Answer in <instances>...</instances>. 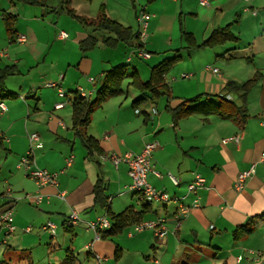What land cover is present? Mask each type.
Wrapping results in <instances>:
<instances>
[{"label":"crops","instance_id":"obj_1","mask_svg":"<svg viewBox=\"0 0 264 264\" xmlns=\"http://www.w3.org/2000/svg\"><path fill=\"white\" fill-rule=\"evenodd\" d=\"M5 1L0 0V69L4 66L15 67L12 78H6L4 86L13 93L15 79L20 94L6 101L0 98L7 108L0 113V213L12 206L15 227L6 236L5 229L0 225V263L9 264L15 256L21 259V264H60L66 250L75 253L73 237L83 231V249L86 250L83 261L89 258L94 264H107L111 257L114 264H143L135 259L139 254H142L145 264H178L180 260L181 264H245L248 260L253 264H264V79L254 85L261 87L260 92L251 96L250 100L246 99L247 118L243 126L228 118L201 113L183 116L174 123L171 112L165 107V98L155 105L147 101L133 106L132 101L139 96H129L121 88L119 95L106 98L93 110L89 123L83 129L84 133L96 140L101 151L100 154L94 151L88 155L72 127L73 97L82 96L81 89L88 94L85 98H92L101 85L104 72L119 62L113 63L114 56L106 55L96 67L98 61L92 58L90 50L82 52L79 48L78 56L68 39L72 34L71 43L79 45L91 34L96 36L97 44L105 45L103 38L110 34L103 30L93 31L91 27L81 29L73 24L67 37L59 38V31L63 30L61 15L54 20L52 14H49L50 17L45 15L46 11L43 13L40 6ZM51 1L46 0L47 7H53ZM137 1L143 2L140 4L149 14L147 33L141 39L142 50L150 54L148 58L152 56L151 52L172 53L170 50L181 48L183 43L180 37H173L174 23L179 20L178 12L188 13L187 10H192V1L195 0ZM229 1L233 4L237 1L244 4L253 2ZM115 2L103 0L96 7L94 16L79 15L94 18L99 14L101 5L105 11V7L108 10ZM60 5L59 12L62 11ZM247 8L244 6L242 11H248ZM3 13L16 15V39L7 34ZM106 14L123 25L127 24L123 14L111 15L108 11ZM251 14L256 15V12L252 10ZM134 15L137 21V11H134ZM183 26L188 29L186 17ZM216 26L221 27L222 23ZM157 33L163 34L166 41L161 42L155 36ZM192 34L198 43V36ZM206 34H201V40ZM20 35L24 36L22 42L17 40ZM56 44H59L58 50L54 49ZM120 45L124 44L118 43L114 49H120ZM126 49L119 50L126 52L122 62H133V56L139 58L136 54L138 49L133 45H126ZM161 58L157 56V60ZM207 67L199 68L195 82L189 84L194 85L195 90L191 95L176 92L174 85L179 82V77L171 78L172 84L165 80L174 96L169 103L171 106L183 98L198 94H209L215 96L209 98L216 100L217 95L226 92L224 86L229 79L217 68V72H213ZM58 88L65 91L64 96L58 95ZM227 95L230 99L236 97L231 93ZM58 102L63 105L55 108ZM159 102L162 105L158 109ZM32 132L39 134L42 143L41 147L32 149L34 164L51 172L61 171L56 177V184H45L39 189L24 168L17 166L20 156L29 149L28 136ZM234 135L239 136L238 141L230 139L222 142L223 138ZM153 140L159 145L152 151L151 166L161 173V177L149 172L147 181L189 206V209L182 218L177 219L173 202L151 205L142 219L162 218L166 233L161 237H157L152 229L129 235L131 224L124 231L105 238L108 241L93 240L94 233L86 228L87 221L106 214L107 210L109 213H119L129 206L136 211L141 209L136 202V194L128 189L131 178L127 165L121 162L115 167L109 156L127 150L137 153L145 142ZM70 156L71 162L66 164ZM252 164L254 173L247 178L244 187L236 191L233 183L237 174ZM168 172L179 179L177 185L168 178ZM195 173L204 178V185L196 193L188 192L187 185ZM98 177L103 181L107 210L94 203L93 186ZM7 189L11 190L10 198L4 196ZM61 192L63 198L59 196ZM36 194L41 196L39 203L35 202ZM195 197L198 198L197 206L192 205ZM71 210L77 211L79 220L73 226L66 227L64 221ZM48 220L56 225L54 235L41 228ZM249 220L253 222V228L234 237V229ZM25 227L30 229L24 231ZM87 244H91V248ZM116 247L120 252L118 257L115 256ZM128 250L132 258L122 262V255ZM249 250L260 251L261 255L256 259ZM93 253L105 259L97 262ZM75 255L77 264L79 255ZM238 255L243 256L240 262L236 261Z\"/></svg>","mask_w":264,"mask_h":264},{"label":"rangeland","instance_id":"obj_2","mask_svg":"<svg viewBox=\"0 0 264 264\" xmlns=\"http://www.w3.org/2000/svg\"><path fill=\"white\" fill-rule=\"evenodd\" d=\"M102 1L103 0H92L88 2L87 0H70L71 2L70 6L76 14L94 16L96 7L99 5V3L101 4ZM115 1L116 2L113 4V6L110 5L108 7V10L107 7H105V13L108 11L110 14L111 13H116L119 15L123 14L124 19H126L125 21H127L125 22L127 23L125 25L130 26L131 30L133 31L139 29L138 22L135 19L134 11L135 12L137 11V14H139V12L142 10L147 12L144 9L145 6L143 7L142 6L143 4H140L143 2H138L137 0H115ZM4 2L6 1L4 0ZM51 3L52 6L56 9V11L49 12L45 15L52 14L54 20L61 15V21L62 24L64 25V26L62 25V28L66 33H69L70 29H73V24L77 25L81 29L86 27L82 25L78 20L71 18L70 15H68L62 8L61 9L64 12L62 11L59 12L58 7L61 3V0H52ZM192 4H193V8L192 10H187L188 13H184V12L177 13V17H179V20L177 19V23L176 22L174 23L175 32H176V33L174 32V34L176 35L173 34L174 38L176 36H179L181 39L180 42L183 43L184 45L187 44V41L184 39V36L182 35V31L191 32V33L193 32L198 36L199 38L198 43H200L202 42L201 40L202 33L207 32L205 36L207 37L211 32L213 25L214 27H217L216 26L217 24L222 23V26L229 24V31L234 37H237V41L226 40L224 43L218 44L214 48L206 47L190 52L187 51L183 53L180 52L181 53L180 60L176 61L164 74L165 80L168 83H170L171 81V84L173 83L172 80H170L171 78H175L176 76L179 77L178 79L179 82L174 85L176 92L179 91L181 93H186L187 95H191L190 93H194L195 91L193 89L194 85H189V84L195 82L194 78L196 77V74H198L199 68L203 69L206 66H209L211 68H217L219 72L224 75V77L233 80L238 84L245 82L248 78L253 76H258L259 80L257 82H260L262 79H264V51H262L264 50V0H253V2L250 1L249 3H245V4L243 2L240 3L238 1L233 4L229 0H209V5H201L199 4V0H195L192 1ZM244 6L249 7L247 8L248 11L245 12L242 11ZM49 8L51 7L48 6V9ZM15 10L17 11L16 8ZM252 10L256 12V15L251 14ZM11 11L15 12L14 9L12 8ZM185 17L187 18L186 27H188V29H185V26H183ZM65 18L67 23L64 22ZM155 36L159 37L161 39V42L166 41L167 39L161 33L159 34L157 33L155 34ZM181 36L183 37V39ZM238 36L240 37L239 39ZM68 40L70 42V45L76 48V51L78 52V56H80L79 45L77 43H71V41H73L72 34H70V38ZM120 46H122L119 47L120 49H114L115 47L109 46L107 44L100 45L97 44L96 42L94 49L89 51L92 58L94 60L97 59L98 61L96 63V67L98 66V64L101 63L102 59L104 60V57L106 55L109 56L113 55L114 58L112 61L115 64L118 62L126 64L122 62L123 60H125L126 52L124 53L120 52L121 49L127 51L126 44ZM58 48H59V44L54 45L55 50H58ZM160 52H156V51L151 52L152 56L150 58H141V57L137 58L134 56L131 57V60L133 59V62L126 64L127 72L130 74L133 71L135 75H137L141 80L143 81L146 80L149 76V68H150L149 66L155 65L156 63H158V61H161L164 58H170L173 55V53H160ZM159 55L162 56L161 60L160 59L157 60V56ZM188 55L190 57H188ZM182 74H188V76L182 77ZM10 78H12V76H9L7 80H10ZM131 81H132L131 76L124 77L121 84V88L124 90L125 93H128L129 96H134V97L142 96L143 93H141L136 88H134L133 85L131 84ZM12 87H15L14 88L15 90L13 91L14 96L19 95L20 93L15 79H13ZM260 89L261 87H255V86L250 87L247 92L248 94L246 93L248 97L247 100H250V98H252L254 94L260 92ZM236 92L238 94L240 90ZM234 94L236 93L235 92L231 93V95ZM228 97L229 95H226V98ZM233 97H234L233 99H236L235 96ZM2 99L3 101L9 100L6 97H3ZM235 101L238 104L240 103L241 99H239L238 97V100L236 99ZM161 105L162 102H159L158 109L161 108ZM156 204H157L156 202L152 201L150 203V206L151 205L156 206ZM124 229L122 231H124ZM105 240L108 241V239ZM84 242H85V238L83 236V231L77 232V236L73 237V241H72V248L74 249L75 253L79 255V261L77 264H94V262L89 258L83 261V259L86 256V250L83 249ZM41 254H44V252H41ZM99 256L101 258L104 257L102 255ZM131 258H132V253L130 252V250H128L127 253L125 252L124 255H122L121 260L122 262H125L131 260ZM135 259L141 260L143 264H145L146 262L143 259L142 254L136 255ZM20 261L21 259L15 258L14 256V261L10 262L9 264H21ZM180 262L181 260L179 261L178 264H181ZM103 264L106 263L104 262ZM107 264H114V258L111 257V259L108 261Z\"/></svg>","mask_w":264,"mask_h":264},{"label":"trees","instance_id":"obj_3","mask_svg":"<svg viewBox=\"0 0 264 264\" xmlns=\"http://www.w3.org/2000/svg\"><path fill=\"white\" fill-rule=\"evenodd\" d=\"M10 3H22L27 5H35L43 8V13L54 12L55 8L47 7L46 0H8ZM153 1V0H148ZM70 0H61V8L70 15L71 18L78 20L82 25L91 27L92 30L107 31L110 36L103 38V43L114 47L118 43L126 45H133L135 49L142 50L143 42L139 29L136 31L131 30L130 26L123 25L119 21L110 18L104 11V6L101 5L99 14L94 18L84 17L76 14L74 10L69 6ZM3 23L7 34L10 37L16 39L17 34L14 29L16 22V15L10 13L2 14ZM181 22V21H180ZM181 26V25H180ZM184 39L187 44H184L181 48L172 50V57L164 58L157 64L150 66L149 76L146 80H141L135 73L127 72L125 64L119 63L111 66L104 72L101 85L97 88L95 95L92 98H85L84 96L74 95L71 109V122L72 127L75 129V134L80 139V142L85 146L88 151V155L94 151L101 153L97 142L91 136L83 132V129L89 123L90 115L93 110L101 104L106 98L110 96L119 95L122 92L121 84L124 77L131 76V84L138 91L143 93L142 96L132 101V105L136 106L142 102L153 103L154 105L161 98L166 99V109L171 112L173 122L192 113L215 114L222 118H228L235 121L237 124L243 126L247 118L246 99L248 89L254 86L259 80L258 76L248 78L243 83H237L233 80H226L224 89L226 92L222 95H217L216 100H212L209 94H198L189 98L181 99L177 104L171 106L169 103L173 100L174 96L171 94V89L165 81V72L181 58V51L198 50L206 47L214 48L216 45L224 43L226 40H236L229 31V24L216 27L211 30L209 35L205 37L202 42L196 43L195 38L191 32L182 31ZM182 37V36H181ZM183 39V37H182ZM97 42V38L94 35H87L83 40L79 42V48L82 52L93 49ZM14 66H4L0 69V98L14 97V93L5 89V79L14 74ZM242 89V90H241ZM234 90V91H231ZM240 90L237 94L236 91ZM235 92L236 97L241 99L240 103H236L235 99L226 98L228 93ZM248 94V93H247ZM201 98H205L202 100ZM104 155V154H101ZM94 203L105 207L107 210V204L104 200L103 194V181L101 178H97L93 186ZM140 210L136 211L132 206L125 208L119 213H109L106 211L111 227L100 232V239L109 238L121 232L125 227L137 223L142 219L143 214L150 208L148 203H140ZM253 228V222L251 220L236 227L233 231L234 237H239L245 233H248ZM120 254L119 248L115 249V256ZM76 255L68 249L61 260L60 264H75Z\"/></svg>","mask_w":264,"mask_h":264},{"label":"built area","instance_id":"obj_4","mask_svg":"<svg viewBox=\"0 0 264 264\" xmlns=\"http://www.w3.org/2000/svg\"><path fill=\"white\" fill-rule=\"evenodd\" d=\"M199 4L207 5L208 0H199ZM148 18H149V14L143 10L140 11L139 14L137 15V22L139 26L141 39H144L146 35ZM58 37L66 38L67 33L63 30H60ZM23 39H24L23 35H20L17 38V40L20 42H22ZM136 54L138 57H141V58H148L150 56V54L144 50H137ZM207 68L211 69L213 72H217L216 68H211V67H207ZM187 76L188 74H182V77H187ZM79 90H80V94L86 97L87 93H84L81 89ZM57 92L59 96L65 95L64 90L61 88H58ZM62 105H63L62 102H58L54 105V107L60 108L62 107ZM6 109L7 108H6L5 103L3 101H0V113L4 112ZM28 139H29V149L26 151L25 154L20 156L17 166L18 167L21 166L24 168L26 174L30 178L33 179L38 189L41 188V186L45 184H56L57 182L56 177L58 173L61 171L51 172L47 170L46 168H40L34 164V161L31 157L32 149L35 147H41L42 145L39 134L37 132H32L29 134ZM230 139L238 141L239 136L234 135V136L223 138L222 142H226ZM0 142H1V137H0ZM158 145H159L158 142L155 140L147 141L144 143L142 149L137 153L127 150L119 155L112 153L109 156V158L115 167H117V165L121 162L127 165L128 175L131 178V182L128 186V189L132 190L133 192L137 194L136 195L137 204L141 202L150 204L152 201L163 202V203H167L171 201L175 204V207H176L174 215L177 219H180L184 216L185 212L189 209V206L182 204L179 200L175 198H171L166 191L157 190L154 186H152L147 181V174L149 172H153L156 176L161 177V173L152 169V166H151L152 151L155 148H157ZM70 162H71V156L66 160V164H70ZM253 173H254V164H252L248 169L237 174L234 180V183H233V188L236 191H240L244 187V184L247 178L250 177ZM167 176L174 185L178 184L179 179L176 176H174L170 172L167 173ZM203 185H204V178L200 174L195 173L194 178L187 185V191L196 193L197 189L203 187ZM4 196H6L7 198H10L11 190L7 189L5 191ZM59 196L63 198L64 196L63 192L59 193ZM12 200L14 199L12 198ZM40 201H41L40 194H36L35 202L39 203ZM192 205L193 206L198 205L197 197L193 199ZM78 220L79 219H78L77 211L71 210L66 220L64 221V225L66 227H71L74 224H76ZM0 225L5 229L6 236L15 229L13 225V207L12 206L7 207L0 213ZM110 227H111V222L106 214L98 215L94 217L92 220H89L86 222V228L88 230H92L94 233L93 240L100 239V232ZM41 228L43 230L48 231L50 234L54 235L55 230H56V225L52 221L48 220L41 226ZM29 229H30L29 227H25L24 231H28ZM145 229H152L154 231V234L157 237H161L166 233V227L163 223L162 218H158L155 220L144 219L137 223H134L132 225V229L128 232V234L130 235L131 233H138ZM87 247L91 248V244H87ZM249 253L254 254L255 257H257L256 259H258V257L261 255L260 251L254 252L252 250H249ZM93 256L98 262L102 261V259H105V258H101L96 253H93ZM242 260H243L242 255H238L236 257L237 262H240ZM245 264H253V263L252 261L248 260L245 262Z\"/></svg>","mask_w":264,"mask_h":264}]
</instances>
